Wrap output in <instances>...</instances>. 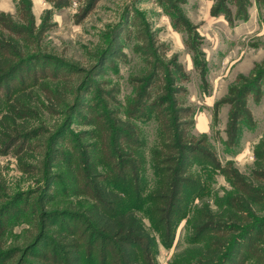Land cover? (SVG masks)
<instances>
[{
  "label": "rangeland",
  "instance_id": "obj_1",
  "mask_svg": "<svg viewBox=\"0 0 264 264\" xmlns=\"http://www.w3.org/2000/svg\"><path fill=\"white\" fill-rule=\"evenodd\" d=\"M1 54L0 119L40 135L0 152V264H68L71 233L102 264L100 175L157 240L142 264H264V0H0Z\"/></svg>",
  "mask_w": 264,
  "mask_h": 264
},
{
  "label": "trees",
  "instance_id": "obj_2",
  "mask_svg": "<svg viewBox=\"0 0 264 264\" xmlns=\"http://www.w3.org/2000/svg\"><path fill=\"white\" fill-rule=\"evenodd\" d=\"M13 57L10 54L0 55V85L16 74L19 69V66L14 65ZM27 117L25 114H19L18 110L15 107L12 108V106L3 114L0 119V152L5 154L18 143L24 145L29 139L40 135L39 131H32L30 128H17L19 120H26ZM21 150L22 147L19 148V152ZM189 152L192 153L193 151ZM22 159L20 158V160ZM182 171L183 165H179L178 169L175 170L177 178L175 179L173 176V180L170 181L172 184L168 180H161L159 176L160 179L157 182L158 190L155 194L156 203L166 202L168 199L166 193L181 191L183 185ZM95 181V191L91 192V197L95 202L85 210V223H87L88 230L93 234L90 248L93 250V246L97 247V243H99L100 249L104 254L101 259L102 264H108V262H111V264H142L141 251L144 248L147 251L155 248L157 246L156 238L146 230L142 221L136 215L134 208L130 204L127 205L125 203L124 196L117 192H108L103 175L95 176ZM162 192L165 193L163 194ZM156 212L160 213L161 210L156 209ZM164 212L167 215L171 213L169 209ZM216 216L206 209L203 214L195 218L193 228L197 231L199 230L200 233L209 229L213 230L211 223ZM68 238L69 236L65 239ZM70 239L71 241L69 242H65L62 239L67 247L64 252L66 255H71L70 260L67 261L68 264H92L91 262L89 263V259L83 256L82 247L74 243L77 235L71 233ZM213 247L215 250H208L207 253L212 251L217 260L220 261L223 248L219 243H214ZM95 260L97 261V258ZM217 260L214 262L216 263ZM48 261L50 264H63L55 257L50 258Z\"/></svg>",
  "mask_w": 264,
  "mask_h": 264
}]
</instances>
